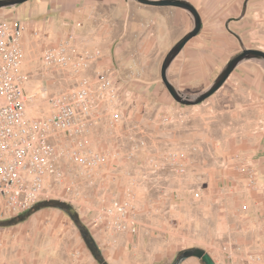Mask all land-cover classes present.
<instances>
[{"label": "rangeland", "instance_id": "rangeland-1", "mask_svg": "<svg viewBox=\"0 0 264 264\" xmlns=\"http://www.w3.org/2000/svg\"><path fill=\"white\" fill-rule=\"evenodd\" d=\"M96 1L91 0L90 9H96ZM187 1L212 32L219 27L226 31V22L241 17L247 2ZM250 1L256 4L254 33L251 40L242 41H252L264 51V0ZM35 8L41 13L33 15ZM78 9L75 0H30L0 8V17L9 24L21 21L24 26L22 69L29 76L25 94L30 116H49L51 98L73 88L77 80L48 71L42 60L46 50L74 38L77 52L97 48L102 54L99 65L104 59L100 48L104 43L90 45L96 31L91 17L75 18ZM178 10L190 30L193 16ZM99 20L97 31H104L105 15ZM244 26L248 32L249 25ZM230 39L231 43L206 48L210 60L198 77L191 74L196 66L184 68L185 62L194 61L181 55L171 76L177 87L180 80L189 93L212 86L221 67L240 49L238 39L233 35ZM191 44L186 52H192ZM110 75L122 89L121 100L103 103V120L85 133L55 134L57 173L47 181L46 195L19 215L0 210V264H175L181 253L195 248L209 254L215 264H264V171L258 157L231 154L246 136L241 123L252 121L256 110L244 109V117L234 126L238 133H227L217 117L203 119L199 112L181 117L163 83L164 98L160 94L147 98L138 85L124 82L128 76L111 71ZM232 136L237 140L231 141ZM77 151L100 153L105 162L96 168L90 162L81 165L72 157ZM127 201L135 208L137 234L95 224L98 213ZM182 264L204 263L193 257Z\"/></svg>", "mask_w": 264, "mask_h": 264}, {"label": "built area", "instance_id": "built-area-1", "mask_svg": "<svg viewBox=\"0 0 264 264\" xmlns=\"http://www.w3.org/2000/svg\"><path fill=\"white\" fill-rule=\"evenodd\" d=\"M23 33L21 21L9 24L0 17V210L14 215L39 203L46 195L47 181L56 177L55 134L85 133L103 120V103L119 102L122 97V89L110 71L99 70L100 50L79 53L76 40L69 38L46 50L42 60L48 71L76 76L75 86L51 98L49 116H30L25 94L29 76L22 69ZM92 154L77 151L72 157L81 165L94 163L93 168L105 162L102 154ZM134 211L131 202H121L98 213L95 224L114 232L137 234Z\"/></svg>", "mask_w": 264, "mask_h": 264}, {"label": "crops", "instance_id": "crops-1", "mask_svg": "<svg viewBox=\"0 0 264 264\" xmlns=\"http://www.w3.org/2000/svg\"><path fill=\"white\" fill-rule=\"evenodd\" d=\"M90 2L91 0H75V5H78L79 8L75 18L84 20L87 14H89L91 17L90 24H93L96 30L91 34L90 45L101 46V44L104 43V45L102 44L100 47L103 51L104 59L102 63H100L99 69L103 68L104 70H109L123 77L128 76V78H125L126 80H124V82L138 85V89L141 88L147 98L150 94H160L163 95L164 98L161 68L166 54L194 29L195 24L190 30H187L189 27H186L185 21L181 20L177 15L179 13L178 9L181 8L145 6L135 3L133 0H97L96 2H98V5L94 10L89 8ZM255 6L256 4L254 1L247 0L242 16L232 17L226 22V31L228 32L221 30L220 27L214 32L208 29L206 30L208 27H206L202 17V33L187 43L184 50L175 61L180 59L179 57L181 55H185V58L189 56L194 63L188 65L185 62L184 68H188L189 70V66H196V69H191V74L193 77H198V71L206 66V61L210 60L209 57L206 56V52H204L206 48L210 46L214 47L216 42H220L223 45L231 43L230 36L233 35L238 39L240 49L238 53L232 56L221 67V70L217 73L213 81L214 84L228 62L242 53L244 49L261 50L260 47L255 45L252 41L250 43L246 42L245 44H243L242 41L244 38H250L251 40L253 36V27L256 18V12L254 11ZM39 9L40 8L33 9L32 14H40L41 10ZM103 13L105 15L104 31L98 32L97 30L100 27L99 19L104 16L102 15ZM181 15L184 16V14ZM179 21L182 22L181 31L177 25ZM244 25H249L248 32L243 30L245 27ZM190 43H192V52H189V50L186 52L185 50ZM163 54H165V57H163ZM174 62L169 68L168 77L171 83L185 96L195 98L211 87L197 93H189V90L184 89L180 85L183 80L179 81V87H177L176 81H173L171 77ZM177 65L178 64H176V66ZM197 66L200 67L197 68ZM221 96H224V101L221 99ZM176 104L179 106L174 109L179 112L181 117L186 119L198 112L201 113V118L203 119L207 117H217V119H219L218 124H222L227 133L234 134L238 133L234 126L237 122L236 119L244 117L243 110L249 108L255 109V116H250L252 117V121L249 123H241L242 127H240V131L246 136L243 137L244 140H242L241 145L235 147L231 151V154H237L245 158L258 157L259 159L257 160L260 162V168L264 171L263 62L260 60H248L241 63L231 74L224 86L199 105L186 106L177 102ZM169 107H171V105ZM188 107L194 108V110H187ZM248 120H250V118H248ZM234 140L237 139L235 136H232L231 141Z\"/></svg>", "mask_w": 264, "mask_h": 264}, {"label": "water", "instance_id": "water-1", "mask_svg": "<svg viewBox=\"0 0 264 264\" xmlns=\"http://www.w3.org/2000/svg\"><path fill=\"white\" fill-rule=\"evenodd\" d=\"M30 0H0V8H11L15 6L22 5ZM139 4L145 6H155V7H176L187 10L191 13L194 18L195 26L194 29L188 33L184 38H182L166 55L165 60L161 68L162 81L167 88L173 99L186 106L199 105L206 101L208 98L217 93L227 82L231 74L237 69V67L248 60H260L264 61V51L259 49H244L242 53L238 54L232 58L222 73L219 75L214 84L204 93L198 95L195 98H190L185 96L181 91H179L170 81L168 77V71L175 59L184 50L187 43L199 35L203 29V20L198 9L187 0H135ZM198 258L202 260L204 264H215L213 259L204 250L200 248L191 249L181 253L179 258L176 260L175 264H182L184 261L190 258Z\"/></svg>", "mask_w": 264, "mask_h": 264}, {"label": "bare ground", "instance_id": "bare-ground-1", "mask_svg": "<svg viewBox=\"0 0 264 264\" xmlns=\"http://www.w3.org/2000/svg\"><path fill=\"white\" fill-rule=\"evenodd\" d=\"M26 55V54H25ZM26 57V56H25ZM24 62H25V60L23 61V63H22V68H23V66H24ZM30 98V97H29Z\"/></svg>", "mask_w": 264, "mask_h": 264}]
</instances>
